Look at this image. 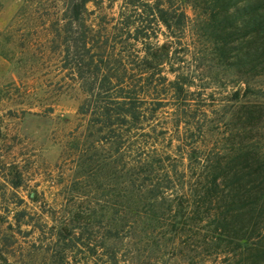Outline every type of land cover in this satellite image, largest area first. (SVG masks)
<instances>
[{"label":"rangeland","instance_id":"374dc122","mask_svg":"<svg viewBox=\"0 0 264 264\" xmlns=\"http://www.w3.org/2000/svg\"><path fill=\"white\" fill-rule=\"evenodd\" d=\"M178 4L170 36L127 0L90 1L101 70L81 77L64 0H0V264H236L202 193L214 160L264 155V73L222 62L205 2ZM125 98L139 117L117 121Z\"/></svg>","mask_w":264,"mask_h":264},{"label":"trees","instance_id":"16d2710c","mask_svg":"<svg viewBox=\"0 0 264 264\" xmlns=\"http://www.w3.org/2000/svg\"><path fill=\"white\" fill-rule=\"evenodd\" d=\"M90 1L64 0L65 14L68 15L62 29L65 50L67 54L73 47L76 51L84 50L85 57L77 65L81 77H84L85 68L91 70L93 76H99L101 70L98 59L91 53L93 45L88 38L89 27L85 20ZM137 1L140 0H127V4L143 8L142 12L163 24L170 36H178L175 34L183 31L188 23L186 8L182 4L174 6V0ZM188 1L194 4L203 1L208 5L203 27L209 32L222 62L237 71L264 73V0H183ZM76 23L84 29L81 37H74ZM57 31L61 34L60 29ZM162 46L166 47V43ZM184 83L186 81L177 89H183ZM114 103L117 121H125L128 116L139 117L133 98ZM100 115L104 119L99 120L114 124V113L108 105L102 107ZM228 157L224 162L218 159L210 165L202 199L214 207L209 208L204 216L214 225L213 237L225 244L224 251L231 256V261L264 264V155L254 146H241Z\"/></svg>","mask_w":264,"mask_h":264}]
</instances>
